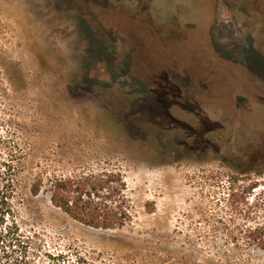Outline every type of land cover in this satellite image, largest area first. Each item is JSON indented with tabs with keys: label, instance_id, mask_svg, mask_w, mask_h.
Instances as JSON below:
<instances>
[{
	"label": "rangeland",
	"instance_id": "1",
	"mask_svg": "<svg viewBox=\"0 0 264 264\" xmlns=\"http://www.w3.org/2000/svg\"><path fill=\"white\" fill-rule=\"evenodd\" d=\"M4 162L10 264H264V0H0ZM105 168L130 187L122 229L31 191Z\"/></svg>",
	"mask_w": 264,
	"mask_h": 264
},
{
	"label": "trees",
	"instance_id": "2",
	"mask_svg": "<svg viewBox=\"0 0 264 264\" xmlns=\"http://www.w3.org/2000/svg\"><path fill=\"white\" fill-rule=\"evenodd\" d=\"M1 165L4 167L0 168V264H10L19 232L14 207L16 181L13 166L5 162ZM253 182L248 186L244 199L247 203L253 190L259 187L257 182ZM31 191L33 195L43 192L49 194L55 207L92 228L122 229L134 220L130 187L120 168H105L71 176L39 174ZM234 202L232 209L236 211ZM246 235L250 244L264 248V226L252 227ZM232 240H237L236 235L232 236Z\"/></svg>",
	"mask_w": 264,
	"mask_h": 264
}]
</instances>
